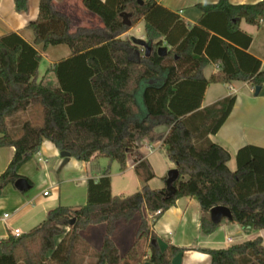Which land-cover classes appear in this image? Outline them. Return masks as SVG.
<instances>
[{
  "label": "trees",
  "instance_id": "1",
  "mask_svg": "<svg viewBox=\"0 0 264 264\" xmlns=\"http://www.w3.org/2000/svg\"><path fill=\"white\" fill-rule=\"evenodd\" d=\"M14 1L18 12L28 9V0ZM141 1L82 0L103 27L71 32L70 17L55 9L54 0H40L38 18L28 25L33 42L14 32L0 36V147L15 148L12 161L0 175V194L24 177L21 167L45 139L77 160L94 158L92 171L100 175L87 180L83 207L59 206L29 232L1 240L0 264H77L78 254H93L97 257L93 264H142L144 259L171 264L185 249L170 245L162 251L148 219L142 220L137 239L124 257L112 235L117 221L131 220L143 207L155 224L184 197L199 200L205 213L204 233L218 227L209 216L218 205L229 207L232 221L243 229H264V148L242 147L232 171L229 151L210 135L226 121L236 96L202 108L211 84L248 81L255 88L264 84L263 63L249 52L253 37L241 28L242 21L261 26L264 0L199 4L203 14L193 25L157 0ZM126 13L131 26L124 24ZM140 20L145 22L147 41L120 38ZM145 43L152 48L149 56L142 50ZM57 45L72 50L69 58L54 67L58 83L39 82L42 56L37 47L45 50ZM161 46L168 49L163 57L158 55ZM211 63H218L220 69L206 78L204 69ZM32 104L42 107L43 124L27 121L20 134L10 131L8 119ZM159 127L167 131L159 132ZM145 138L162 142L168 159L179 170L175 194L152 189L148 183L155 173L146 160H138L135 170L143 182L141 190L114 196L110 167L102 168L97 159L106 158L110 165L117 162L123 172L129 154ZM99 223H106V234L102 248L93 252L81 231ZM201 250L211 256V264H264L260 237L225 249Z\"/></svg>",
  "mask_w": 264,
  "mask_h": 264
},
{
  "label": "crops",
  "instance_id": "2",
  "mask_svg": "<svg viewBox=\"0 0 264 264\" xmlns=\"http://www.w3.org/2000/svg\"><path fill=\"white\" fill-rule=\"evenodd\" d=\"M218 1L157 0L158 3L179 14L187 24L191 25L197 24L203 14L198 7L199 4H217ZM229 1L232 4H256L263 0ZM39 5L40 0H28V9L18 12L14 0H0V36L14 32L27 42H33L34 36L28 25L37 20ZM54 7L70 17L71 32H75L78 28L103 27L101 19L88 11L82 0H54ZM142 21L140 20L120 38L131 42L147 41L145 27L143 31L137 30V26ZM241 28L252 35L253 41L249 52L259 58L264 67V21L260 27L242 21ZM50 47L45 50L37 47L42 59L49 58L47 54H52L50 57L52 59L43 67L40 62L36 79L39 82L56 84L58 80L53 71L54 67L61 60L69 58L72 50L67 45ZM219 69L218 63H211L204 69V76L210 78ZM223 85L227 88L226 93L210 102L205 100L212 84L207 87L202 108L219 102L229 95L236 96L230 115L219 131L210 135L213 142L229 151L231 160L228 165L232 171H235L237 168L236 155L242 147L254 145L264 148V84L258 95L255 93L256 88L248 81H233ZM27 121L36 126L43 124V109L40 105L32 104L27 110L9 118V130L20 134V128ZM158 130L159 132L167 131L166 127H159ZM14 154V147H0V175L7 169ZM138 160H146L155 173V177L148 183L152 189H165L169 170L176 168L175 163L168 159L162 142L142 139L138 143V149L133 154H129L127 169L123 172L118 170L116 173H111V191L114 196H126L141 190L143 182L135 170ZM63 161L56 145L45 139L39 151L19 171L29 182H32L30 183L31 188L27 191H19L14 184H8L3 189L0 194V241L14 234L16 230H19L20 234L29 232L46 220L51 211L59 206L80 208L86 205L87 180L100 176L92 171L94 158L85 162L71 157L65 165ZM45 192L48 194L45 195ZM203 216L205 213L196 197L178 199L176 204L166 211L155 224H152L151 215L146 207H143L131 220L116 222L112 239L120 256L124 257L137 239L142 220L148 219L151 232L157 235L162 251L170 245L185 249L175 255L171 264H211V256L201 249H225L259 237L262 238L264 244V229L245 230L237 222L227 219H224L212 233H204L202 230ZM105 234L106 223L89 225L81 231L83 240L93 252H98L102 248ZM77 258V264H87L88 259L97 260L93 254H78ZM142 264L151 263L144 259Z\"/></svg>",
  "mask_w": 264,
  "mask_h": 264
},
{
  "label": "water",
  "instance_id": "3",
  "mask_svg": "<svg viewBox=\"0 0 264 264\" xmlns=\"http://www.w3.org/2000/svg\"><path fill=\"white\" fill-rule=\"evenodd\" d=\"M139 2L142 3L141 0H139ZM123 18H124V24L131 26L132 23L129 20V14L127 13L124 14ZM143 47L146 51L147 56H149L152 48L146 43L143 44ZM167 51H168L167 47L161 46L158 48V55L163 57L167 54ZM260 90H261L260 86L256 87V91H255L256 95L259 94ZM60 156L64 159L63 165L67 164L70 158L72 157L71 153L67 151H61ZM179 177H180V173L177 168H173L169 170L168 176L166 179L165 194L169 196L175 194L176 187L174 186V183L179 179ZM14 186L19 191H27L31 188V184L26 177H21L18 180H16L14 183ZM209 215H210V219L212 223L216 225L220 224L224 219H227L230 221L233 220V214H232L231 209L223 205H218V206H214L213 208H211V210L209 211Z\"/></svg>",
  "mask_w": 264,
  "mask_h": 264
},
{
  "label": "rangeland",
  "instance_id": "4",
  "mask_svg": "<svg viewBox=\"0 0 264 264\" xmlns=\"http://www.w3.org/2000/svg\"><path fill=\"white\" fill-rule=\"evenodd\" d=\"M144 27H145V23H144V21H142L138 26H137V30L138 31H143V29H144ZM49 48H51V47H49ZM51 50V49H50ZM143 51L145 50L144 48L142 49ZM49 52V51H48ZM50 55V56H49ZM52 54H47V56L49 57V58H44V59H42V67L44 66V65H46V63L50 60V59H52V58H50V57H52L51 56ZM226 91H227V88L223 85V84H212V86H211V89H210V92H209V94L208 95H206V102H210V101H212V99H217L218 97H220V96H222V95H224V93H226ZM212 97H214V98H212ZM97 162H98V164L102 167V168H107V167H110V170H111V173H116V172H118V168H119V164L117 163V162H114V163H112L111 165H110V162H109V160L108 159H106V158H98L97 159ZM60 239H58V241H59ZM77 260H78V258H77ZM87 260V259H86ZM95 262V259H88L87 260V264H93Z\"/></svg>",
  "mask_w": 264,
  "mask_h": 264
},
{
  "label": "built area",
  "instance_id": "5",
  "mask_svg": "<svg viewBox=\"0 0 264 264\" xmlns=\"http://www.w3.org/2000/svg\"><path fill=\"white\" fill-rule=\"evenodd\" d=\"M45 195H47L48 194V192H45L44 193ZM160 213V211H157V213L156 214H159ZM7 216V215H6ZM14 235H16V236H19V235H21L20 234V231L19 230H16L15 232H14Z\"/></svg>",
  "mask_w": 264,
  "mask_h": 264
}]
</instances>
